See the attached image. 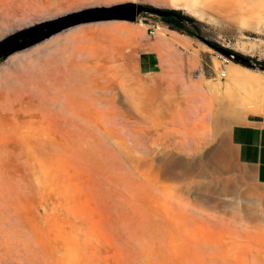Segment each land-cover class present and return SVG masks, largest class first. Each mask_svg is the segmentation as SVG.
<instances>
[{
  "label": "rangeland",
  "instance_id": "rangeland-1",
  "mask_svg": "<svg viewBox=\"0 0 264 264\" xmlns=\"http://www.w3.org/2000/svg\"><path fill=\"white\" fill-rule=\"evenodd\" d=\"M191 1L0 0V42L75 23L0 62V264H264V186L230 142L264 89L206 86L229 75L206 41L262 62L264 17L201 21ZM134 4L180 10L201 38L162 45L171 28ZM147 55L160 67L141 71Z\"/></svg>",
  "mask_w": 264,
  "mask_h": 264
},
{
  "label": "bare ground",
  "instance_id": "bare-ground-1",
  "mask_svg": "<svg viewBox=\"0 0 264 264\" xmlns=\"http://www.w3.org/2000/svg\"><path fill=\"white\" fill-rule=\"evenodd\" d=\"M225 6H228V8L230 7L232 9L230 10ZM189 7L192 15L201 21H211L212 18L209 12L211 11L218 12V10L220 11L222 7L223 8L225 7L227 10H230V12L232 10L235 13L238 12V14L241 15L242 14L251 15L257 13L261 17H264V0H194V1L192 0L191 5L189 4ZM161 38L163 39L165 44L171 49H176L177 47L190 49L189 48L190 46H188V44L190 45V43L192 42L190 41L189 43V40L192 38L187 37L185 40L188 43H185L183 42L185 41L184 38H181V34H178V32L174 30L171 29L168 30V28L160 26L158 28L157 39L159 40ZM159 56L161 60V67L163 68V71H165L168 67L170 57L168 56V53L162 50L159 51ZM191 60L194 64H197L198 62L197 53H192ZM228 69H229V75L228 77L226 75L227 79L225 81L218 80V82L213 83L212 80H208L209 82L206 83L207 88L210 91L214 92V94L217 95L225 94V93L229 94L230 92H232L234 88H236L237 86H241L243 84L260 86L261 88L264 89V76L258 73L257 71L247 69L234 62H230ZM227 74H228V70H227ZM219 75L221 76V74ZM222 103L224 102L222 101ZM224 104H228V103H224Z\"/></svg>",
  "mask_w": 264,
  "mask_h": 264
},
{
  "label": "crops",
  "instance_id": "crops-1",
  "mask_svg": "<svg viewBox=\"0 0 264 264\" xmlns=\"http://www.w3.org/2000/svg\"><path fill=\"white\" fill-rule=\"evenodd\" d=\"M160 42L167 46L162 38ZM157 67H160L158 55L140 58L141 71H152ZM230 142L238 162L258 185L264 186V113L250 111L243 115L231 128Z\"/></svg>",
  "mask_w": 264,
  "mask_h": 264
},
{
  "label": "water",
  "instance_id": "water-1",
  "mask_svg": "<svg viewBox=\"0 0 264 264\" xmlns=\"http://www.w3.org/2000/svg\"><path fill=\"white\" fill-rule=\"evenodd\" d=\"M133 7L134 10L131 15L133 20H135L137 18V15L141 14L142 12L150 13L160 18L176 15L175 12L171 9L139 5V9L138 11H136L137 5L134 4ZM73 24L75 23H69L65 21L47 22L45 24L17 32L7 37L5 40L0 42V62L5 60L9 55L13 54L14 52L30 47L38 42H41L46 38H49L52 35L70 27ZM206 43L210 47L219 51L220 53L226 55L229 58L234 59L237 63H240L251 69L259 68L264 71L263 64L255 63L243 54L233 52L232 50L227 49L223 46H214L211 41H206Z\"/></svg>",
  "mask_w": 264,
  "mask_h": 264
},
{
  "label": "trees",
  "instance_id": "trees-1",
  "mask_svg": "<svg viewBox=\"0 0 264 264\" xmlns=\"http://www.w3.org/2000/svg\"><path fill=\"white\" fill-rule=\"evenodd\" d=\"M173 11L175 12L176 15L169 16V17H163L161 18V20L173 30H178L190 36H198L199 38H201V36L196 35L193 31L188 30V28L197 27V25L199 24L197 20H195L193 17L183 14L180 10H173ZM212 43L214 44V46H220L216 42H212ZM247 57L250 58L251 60H255L251 58L250 56H247ZM257 63L264 65V61L257 62Z\"/></svg>",
  "mask_w": 264,
  "mask_h": 264
},
{
  "label": "built area",
  "instance_id": "built-area-1",
  "mask_svg": "<svg viewBox=\"0 0 264 264\" xmlns=\"http://www.w3.org/2000/svg\"><path fill=\"white\" fill-rule=\"evenodd\" d=\"M151 28L152 29L150 32L152 34H154L155 33V27H151ZM216 58L220 62V65L218 68H216L215 63H214V71L217 75L221 74L222 78H225L227 75L228 63L230 62V60L221 54H218Z\"/></svg>",
  "mask_w": 264,
  "mask_h": 264
}]
</instances>
